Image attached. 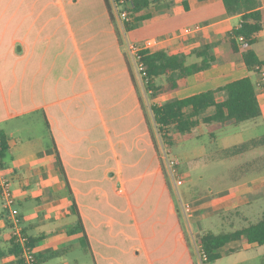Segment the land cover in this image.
Returning <instances> with one entry per match:
<instances>
[{"label": "crops", "instance_id": "obj_1", "mask_svg": "<svg viewBox=\"0 0 264 264\" xmlns=\"http://www.w3.org/2000/svg\"><path fill=\"white\" fill-rule=\"evenodd\" d=\"M77 1L53 0L54 8L31 9L20 30L0 41V130L11 148L0 175L11 182L24 233L34 241L40 264H85L69 260L70 251L88 254L91 264H203L141 105L144 83L127 46L119 43L105 0H89L87 7L74 6ZM149 11L153 17L129 32L133 43L145 47L147 40L158 39L154 50L189 53V62L201 61L196 51L208 45L214 57L209 68L151 103L185 98L245 76L255 84L260 80L261 73L253 77L244 62L222 60L223 43L241 22L240 15L227 14L222 0H162ZM196 25L199 30L184 33ZM253 48L264 63V28ZM257 94L259 118L224 126L202 122L198 128L208 126L215 143L223 129L226 138L262 128L261 134L235 144L263 136L264 88L257 87ZM36 114L40 132L21 134L17 120ZM173 133V139L182 136ZM223 159L237 162L228 166L229 186L194 201L205 203L209 214L230 211L247 221L264 215V145ZM74 199L85 231L72 208ZM14 244L0 198V264H21ZM258 246L264 245L241 240L221 253Z\"/></svg>", "mask_w": 264, "mask_h": 264}, {"label": "trees", "instance_id": "obj_2", "mask_svg": "<svg viewBox=\"0 0 264 264\" xmlns=\"http://www.w3.org/2000/svg\"><path fill=\"white\" fill-rule=\"evenodd\" d=\"M120 1L116 0L117 4L125 7V3L121 4ZM126 1H131L133 6L129 9V19L121 23L119 16L115 12L114 1L105 0L119 43L125 46L124 32L131 31L137 27L139 22L152 18L153 13L149 11L151 5L160 3L162 0H124V2ZM222 1L229 16H241L239 27L228 33L223 43L222 60L226 63L242 61L250 72L261 73L264 69V63L253 48L256 35L264 28L261 1ZM188 54L184 52L171 54L167 49L163 48L141 50L142 71L146 72L144 86L150 99H156L177 91L185 78L206 70L214 60L208 45H205L203 50L196 51V55L202 57L199 62H189ZM133 80H135L134 77ZM220 96H223L221 100L219 99ZM140 100L158 151L159 143L155 129L160 133L164 143L171 145L173 132L181 133L186 138H192L194 137L195 129L202 122L207 125L217 124L218 126H224L253 120L262 115L257 86L251 76H245L185 98H171L161 104L151 103L150 109L153 122L143 98L141 97ZM261 145H264V135L221 149L214 153V157L219 159L229 158ZM10 154L9 136L5 131L0 130V168H4L5 160ZM58 162L64 171L59 155ZM162 166L167 175L163 163ZM167 181L170 184L169 179ZM72 208L79 215V224L82 231H85L75 199L73 200ZM229 217L230 215L225 216L226 219H229ZM244 222H247V225L241 228L221 233L210 231L201 237L200 244L207 258L203 260L205 264L213 263L221 257V249L227 247L231 242L245 240L249 243L264 245V215L257 218L255 222L253 220L247 221L246 219ZM29 241L34 247V241L31 238H29ZM14 245V251L20 256V263L23 264L21 248L16 243ZM239 248H229L227 251L231 253L239 250Z\"/></svg>", "mask_w": 264, "mask_h": 264}, {"label": "rangeland", "instance_id": "obj_3", "mask_svg": "<svg viewBox=\"0 0 264 264\" xmlns=\"http://www.w3.org/2000/svg\"><path fill=\"white\" fill-rule=\"evenodd\" d=\"M88 1L89 0H79L73 5L78 7H87L86 3ZM42 7L54 8L55 6L53 0H0V41L6 42L10 40L12 34L20 30L21 23L23 22V15L31 9ZM119 9H121V7H119ZM115 12L116 15H118L116 8ZM129 32L130 31L124 32L126 41L135 42L136 40H134V35ZM19 48L20 47L18 46L17 50H19ZM251 74L254 77V74ZM146 93H142L143 100L152 121V112L150 109L151 101L148 93ZM39 119V114H36L35 117L32 118L27 117L24 120H17L18 124L23 127L21 134L27 135V132H37L38 134L41 129V120ZM261 129L262 128L257 131H245L242 133L231 134L226 138L222 136L224 131L223 129L220 132L217 131L218 141L215 143L212 142L208 126L201 125L197 129L198 135L196 137L184 139L183 135L175 136L174 139L172 137L171 145H166L162 140L160 133L157 129H155L163 164H166L165 154L167 153L169 159H175L178 161L176 166V176L177 179H183V184L175 185L170 171L165 166L171 188H173L175 194L177 195L181 206L185 203L191 204V213H194V215L196 214L197 216L194 219L187 217L184 214L185 210L182 206V218L195 252V242H198L200 237L205 233L210 231L214 233L228 232L247 225V222H244L245 220L241 217H234V213L231 214L230 211H226L225 213L218 212L217 214H209L208 209L205 208L203 210V207L207 206L205 203L203 205L200 203L197 204V201L194 200H196L195 198H198L199 196L208 195V193L211 195L214 194V192L218 193L219 190L228 187L232 181L230 176L231 171L228 166H232L237 162L232 160L230 161L229 159L224 160L216 158L214 157L213 151L218 147L221 148L233 145L239 140H242V138L247 140L252 136H257L262 133ZM202 148L205 149V153L203 155L200 154ZM188 191H191L192 197L189 196ZM242 207L243 206L240 207L241 211H243L242 213L246 214V207ZM232 210H234V208ZM227 213L231 215L229 219L225 218V216L228 215ZM231 220L233 221V224L231 223ZM252 220L254 222L257 221V217ZM65 222H67L66 219ZM196 255L199 257L197 253ZM66 257L69 260L78 258L85 264H91V258L88 254L83 252L79 253L70 251ZM213 264H264V246H258L249 250L243 249L239 253H227V255L222 254L221 257L213 262Z\"/></svg>", "mask_w": 264, "mask_h": 264}, {"label": "built area", "instance_id": "obj_4", "mask_svg": "<svg viewBox=\"0 0 264 264\" xmlns=\"http://www.w3.org/2000/svg\"><path fill=\"white\" fill-rule=\"evenodd\" d=\"M114 1L115 8L118 12V16L120 19V22L122 23L124 20L129 19V9L132 8L133 4L131 1L121 0L120 3H125V7L120 6L117 4L116 0ZM121 7V9H119ZM200 25H196L194 27H189L184 30V33H192L194 31H197L200 29ZM158 39H149L146 42L145 47H141L133 42L126 41L127 50L130 53V56L132 58V61L134 63L135 69L137 71V74L141 78L142 82L144 81V76L146 72L142 71L143 62L141 60V50L143 49H152L154 50V47H158L159 44ZM257 87L264 88V69L261 71V78L256 83ZM166 155V164L163 165L166 166V168L170 171L172 178L174 179L175 185L183 184V179H177L176 176V166L178 164V161L175 159H169ZM161 156V161H162ZM163 163V162H162ZM0 198L2 200V205L6 211L7 220L10 223L11 229H12V238L16 244H18L21 248V257L23 259V264H40L39 259L37 257L35 248L30 244L29 237L24 233L23 225H22V217L19 208L17 207V199L15 197V194L11 188V182L9 178H7L4 175H0ZM183 209L185 210L184 214L187 217H191V204L185 203L182 204ZM181 206V209H182ZM196 251L203 262L204 259H207L205 256L204 251L202 250L201 244L196 243L195 245ZM204 264V262H203ZM211 264V263H210Z\"/></svg>", "mask_w": 264, "mask_h": 264}]
</instances>
